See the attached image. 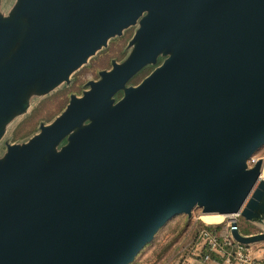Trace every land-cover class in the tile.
<instances>
[{"label":"water","instance_id":"water-1","mask_svg":"<svg viewBox=\"0 0 264 264\" xmlns=\"http://www.w3.org/2000/svg\"><path fill=\"white\" fill-rule=\"evenodd\" d=\"M132 26L123 63L6 145L0 264H131L194 208L264 219V162L249 165L264 146V0H16L0 12V140L32 95ZM230 233L264 242L235 221Z\"/></svg>","mask_w":264,"mask_h":264},{"label":"rangeland","instance_id":"rangeland-1","mask_svg":"<svg viewBox=\"0 0 264 264\" xmlns=\"http://www.w3.org/2000/svg\"><path fill=\"white\" fill-rule=\"evenodd\" d=\"M16 0H0V12L7 15L15 5ZM137 26L122 31L120 36L108 40L106 47L90 57L86 64L81 66L69 78L68 83H62L50 93L42 96L32 95L29 99V107L26 113L13 120L5 129L0 140V159L6 153V145H21L39 133L40 125L51 124L66 108L71 96L81 97L88 90L89 82L98 81L99 73L109 71L112 63L121 64L129 56L132 48L129 46ZM154 65H149L135 76L128 86H136L161 63L164 57H158ZM122 93L115 96L119 100ZM262 159L264 162V146L261 147L249 161ZM264 179V175L261 177ZM201 210L194 208L191 216L180 215L172 218L155 235L137 255L131 264H180L193 246L200 230L204 226L218 227L215 234L220 237H231V222L235 221L238 231L243 236L264 234V219L246 222L239 215L223 216L217 224H205L202 222ZM254 250L264 249V242L250 245Z\"/></svg>","mask_w":264,"mask_h":264},{"label":"built area","instance_id":"built-area-1","mask_svg":"<svg viewBox=\"0 0 264 264\" xmlns=\"http://www.w3.org/2000/svg\"><path fill=\"white\" fill-rule=\"evenodd\" d=\"M195 248H202L205 253L201 255L202 263H208L216 255L228 264H264V254L256 256L258 250L235 242L231 237L220 238L215 233L202 229L195 241ZM200 256V254H199ZM180 264H192L187 259Z\"/></svg>","mask_w":264,"mask_h":264},{"label":"crops","instance_id":"crops-1","mask_svg":"<svg viewBox=\"0 0 264 264\" xmlns=\"http://www.w3.org/2000/svg\"><path fill=\"white\" fill-rule=\"evenodd\" d=\"M258 252L256 253V256H261L264 254V249H257ZM205 253V250L202 248L199 250V248H195L194 244L190 248V251L185 256V259H187L192 264H228L226 263L222 258L219 256L213 255V259L208 263H202L201 255ZM200 254V256H199Z\"/></svg>","mask_w":264,"mask_h":264},{"label":"bare ground","instance_id":"bare-ground-1","mask_svg":"<svg viewBox=\"0 0 264 264\" xmlns=\"http://www.w3.org/2000/svg\"><path fill=\"white\" fill-rule=\"evenodd\" d=\"M262 175H264V165H263V169H262ZM223 216L221 215H215V214H207V215H203L201 218L202 222L205 224H217L221 221V218Z\"/></svg>","mask_w":264,"mask_h":264},{"label":"trees","instance_id":"trees-1","mask_svg":"<svg viewBox=\"0 0 264 264\" xmlns=\"http://www.w3.org/2000/svg\"><path fill=\"white\" fill-rule=\"evenodd\" d=\"M218 227H212V226H204L203 229L205 230H208L210 232H213L215 233V230L217 229ZM211 257H213V255H211Z\"/></svg>","mask_w":264,"mask_h":264},{"label":"flooded vegetation","instance_id":"flooded-vegetation-1","mask_svg":"<svg viewBox=\"0 0 264 264\" xmlns=\"http://www.w3.org/2000/svg\"><path fill=\"white\" fill-rule=\"evenodd\" d=\"M157 61H160V60L157 58L155 64L157 63ZM153 65H154V64H153ZM148 66H149V65L143 67V68H142V69H141V70H140L135 76H137L142 70H144V69L147 68ZM135 76H134V77H135ZM134 77H133V78H134ZM133 78H132V79H133ZM132 79H131V80H132ZM131 80H130V81H131ZM130 81H129V82H130Z\"/></svg>","mask_w":264,"mask_h":264}]
</instances>
